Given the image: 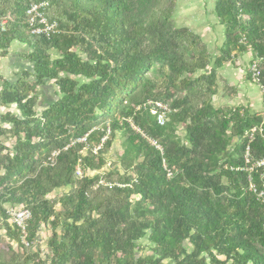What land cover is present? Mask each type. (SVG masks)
Listing matches in <instances>:
<instances>
[{
    "label": "trees",
    "instance_id": "trees-1",
    "mask_svg": "<svg viewBox=\"0 0 264 264\" xmlns=\"http://www.w3.org/2000/svg\"><path fill=\"white\" fill-rule=\"evenodd\" d=\"M36 1L0 0V57L17 42L29 63L0 82V108L17 111L0 113V231L15 243L0 264H264V202L248 188L264 175L244 169L264 156L260 134L246 135L264 116L213 104L217 70L239 53L264 86V0H214V54L174 24L177 0H46L50 37L30 33ZM49 81L56 97L37 113ZM148 101L167 104L164 125ZM118 132L122 152L100 171ZM10 207L30 210L32 245L49 229L46 252L21 245Z\"/></svg>",
    "mask_w": 264,
    "mask_h": 264
},
{
    "label": "rangeland",
    "instance_id": "rangeland-1",
    "mask_svg": "<svg viewBox=\"0 0 264 264\" xmlns=\"http://www.w3.org/2000/svg\"><path fill=\"white\" fill-rule=\"evenodd\" d=\"M213 6L214 0H177L176 10L173 16L175 25L187 26L193 31L197 32L201 36L202 40L206 43L212 54L218 50L224 38L223 26L219 24L217 18L215 17L213 13ZM12 50L16 51L18 48L16 49L15 47ZM55 56L56 54L52 52V57ZM251 59L252 56L249 51L239 53L235 55L232 61L226 62L223 69L218 71L217 87L219 94H216L213 97V104L216 107H225L228 102L229 104L235 102V106H242L240 103H237L239 98H235V95L237 94V88H239L241 90L240 92L246 94L247 96H257L258 104H260L257 109H261L262 95L260 87L257 85L256 81L252 80L254 83L253 84L247 79V76L251 70ZM227 79H229L232 83L231 86L226 84ZM222 90L229 92V94H226L227 96L223 97L221 94ZM56 92L57 87L52 81L46 82L43 86L39 87V99L38 104L35 107L37 113H40L42 108L54 100L56 97ZM6 110L17 112L15 106L12 105L9 108H0V113ZM178 134L180 136L184 135V130L182 127L178 129ZM122 141L123 137L118 132L108 153L106 154L108 163L100 171L110 169L111 166L117 162V157L122 152ZM11 142L12 140H9L7 144H10ZM93 173L94 172H89L90 175ZM62 192V189H57L48 196L53 198L60 195ZM49 234V229L41 228L39 230L37 242L33 243L30 250H35L39 247L42 251L46 252V240L49 237ZM14 246L15 243H13L3 231H0V250L4 253H7L8 248H14Z\"/></svg>",
    "mask_w": 264,
    "mask_h": 264
},
{
    "label": "built area",
    "instance_id": "built-area-1",
    "mask_svg": "<svg viewBox=\"0 0 264 264\" xmlns=\"http://www.w3.org/2000/svg\"><path fill=\"white\" fill-rule=\"evenodd\" d=\"M48 8L49 3L46 0L36 1L32 2L26 9V17H27V23L30 28V33L32 35H38V36H46L50 37L51 35L55 34L58 30V23L55 19L48 16ZM4 21H0V26H3ZM3 29V28H2ZM251 71H252V79L255 81L257 77V69H256V63H251ZM260 91L262 95V108L260 110V113L262 116H264V86H260ZM151 107V113L155 116V120L158 125H164L167 114L169 112V107L167 104L159 102V101H148L147 102ZM109 133V130L107 129V134L103 136L98 143L96 147L93 148V151H96L99 149L102 144L104 143L105 139L107 138V135ZM256 133L260 134V136L264 139V123H262L260 126H256L251 128L246 132V135L249 138H252ZM86 139V136L82 138L76 139L77 142H84ZM148 141L154 145L157 148H160L159 145L156 144V142L152 139H148ZM56 152H53L52 155H55ZM244 159L246 163L250 162V155H249V147L246 146L245 153H244ZM253 168L259 169L261 172V176L264 175V156L254 162H250V165L248 167H245L248 172H250ZM76 174L81 175L82 172L79 168L76 169ZM252 177L249 175V189L255 192L257 198L264 202V187H261L257 189L252 182ZM8 215H9V222L17 228L19 231V237H20V243L24 248H30L32 245V242L27 239V221L31 218V212L27 208L23 207H10L8 209ZM263 222H264V214H263Z\"/></svg>",
    "mask_w": 264,
    "mask_h": 264
},
{
    "label": "crops",
    "instance_id": "crops-1",
    "mask_svg": "<svg viewBox=\"0 0 264 264\" xmlns=\"http://www.w3.org/2000/svg\"><path fill=\"white\" fill-rule=\"evenodd\" d=\"M15 47L16 49L18 48V50L13 51L12 49H14ZM27 52H28V47L23 44L13 42L10 45L8 54L5 57H0V60H1L0 62V82L2 81V79L8 80V81H14L22 70L29 67V63L25 59V55L27 54ZM225 64L226 63H224L222 67H220L217 70V76L219 73L218 71L223 69ZM247 79L251 83H253L249 75L247 76ZM226 82H227L226 84L230 86L232 85L229 79H227ZM240 91L241 90L237 88V94L235 95L236 99L239 98L237 103H240V105L244 107H248L252 112H256V113L260 112L261 109L259 110L257 109V107H259L260 105L258 104L257 96H251V95L247 96L246 94L241 93ZM221 94L223 97H225L227 96L226 94H229V92H225V90H222ZM234 103L229 104L228 102L227 105H225V107H234L235 106Z\"/></svg>",
    "mask_w": 264,
    "mask_h": 264
}]
</instances>
